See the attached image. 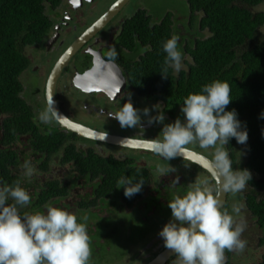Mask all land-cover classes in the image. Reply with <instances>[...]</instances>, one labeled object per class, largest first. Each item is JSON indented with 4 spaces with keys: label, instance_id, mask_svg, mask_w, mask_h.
<instances>
[{
    "label": "flooded vegetation",
    "instance_id": "flooded-vegetation-1",
    "mask_svg": "<svg viewBox=\"0 0 264 264\" xmlns=\"http://www.w3.org/2000/svg\"><path fill=\"white\" fill-rule=\"evenodd\" d=\"M132 1L129 0L98 32L89 37L71 55L58 77L55 95L59 109L70 120L78 124L102 134L107 133L108 135L126 139L151 142L152 139L160 135L163 124H148L147 117L142 112L144 108L150 109L151 116H156L159 114V111H163L165 116L164 124L174 122L177 117L183 121L184 116L181 113V107L171 109L156 98L138 93L128 80L125 63L132 56V53L125 46L124 42L121 41L125 22L138 14L139 11L146 12L145 17L150 15L149 10L137 7V10L132 15L127 16L123 14L119 16L123 9ZM180 1L186 4L185 0ZM116 2L118 0H63L61 5L52 12L53 27L51 32L44 43L32 47L34 48L35 55L29 58L31 65L26 70L27 73L22 76V78L26 79V85H23L24 91L22 97L27 101L24 94L30 88L33 89L32 101L33 106H35L34 111L38 114L35 121L38 122L37 125L41 131L48 133L53 129H60L59 124L55 120L50 123H43L39 120V114L47 106L46 87L52 70L60 58L70 50L73 43L104 17ZM134 3L140 5L148 4V0H139ZM165 6L167 8L164 10V14L157 24L163 23L165 20L170 22L178 31V42H183L185 45L190 40H196L199 37V33H202L203 37H207L206 31H201L200 28L199 32L196 31V25L200 26L202 20L201 11L195 10L192 12L189 10L188 15L185 17L178 15L174 18L170 15L167 18V14L176 13L177 9L169 2ZM258 7L248 8L254 13L264 11V9H259ZM156 8L158 9V7ZM111 47H115L118 52L115 61H112L107 56ZM96 51H100L107 63H114L122 70V79L120 80L118 76L113 74H107L105 78L107 80L104 82L107 85L101 87L98 83L100 80L98 82L91 80L94 87L85 89L80 87L83 86V83L77 79L84 78V74H90L91 68L89 66H91L92 58L87 54L94 57L93 52ZM28 74L37 77L38 86L33 85L32 81L30 82ZM112 77H115V79H112ZM98 89L101 91H98ZM129 100L134 108L141 110V124L132 128H122L114 116L121 106L129 102ZM154 106L159 107V111ZM73 142L79 152H84L86 156L89 151L94 150V152L104 158H113L120 162H133L136 168H141L146 172L147 178H145L141 191L126 200L131 201V206L120 197L122 190H119L116 195L110 197L111 199L108 202L101 201L99 197L96 198L94 186L101 184L103 176L90 180L83 179L77 173L73 163H67L63 160L61 153H42L32 135L18 136L17 140L10 142L7 146L0 145L1 153H3L1 165L5 167V170H0V187L14 186L19 182L20 186L29 193L31 203L20 208L21 214H43L46 213L45 206L52 205L74 213L81 218L84 216L88 218L90 213H94L92 212L93 209L99 206L104 207V210L108 211L107 216L113 209H117L119 215H129L136 212L138 215H142V223H139V221L138 223L142 224L144 229H142V234L136 242L132 243L129 247L128 254L124 257V260L127 259L125 264H153L160 256L168 252L169 249L164 247V242L159 236V232L171 219V209L168 207L169 201L176 196L183 197L187 192L186 189L191 190L192 186L195 187L198 184L203 186L204 181H207L210 194L216 197L217 187L212 177L204 169L195 168L194 164L186 159L175 157L167 161L155 154L154 151L131 149L82 137ZM186 150L203 154L213 160V148L201 149L198 145L193 144L186 146ZM229 158L231 160L230 156ZM25 161H30L36 170L30 179H26L23 176L22 165ZM244 164V156L242 153H239L237 166L234 168L232 164V167L233 169H238L242 166L243 170L245 169ZM185 165L188 166L186 167ZM170 166L175 168L176 171L164 174L158 171L159 168H168ZM7 171L10 172V177L6 176ZM251 176H253L252 173ZM247 186L246 192L252 189L249 182ZM50 188L56 189L58 195L44 201L43 194L44 192L51 191ZM229 193L230 191L227 196L226 208L224 207L225 209L221 210H226L231 214L230 208L228 209L230 202ZM75 196H77L76 201L74 200ZM89 202H92L94 206L88 207L87 203ZM9 203H12V201H9ZM243 203L247 210L245 199ZM126 207H128V210H125ZM238 207L243 211V207L240 204ZM241 210L239 212L241 215L234 217L235 220L238 218V220L243 219ZM247 213L249 219L253 221L259 230V235L254 242L255 250L252 251L249 240H245L249 238V235L242 233L241 239L246 241V247L243 251L225 250L224 264H260L262 262L264 246L261 244L260 238L263 235V231L261 227L259 228L256 225V221L252 219L248 210ZM97 215L101 219H107V216L102 217L99 214ZM90 248L92 253L90 264H94L96 253L100 251L96 249V246ZM107 248L111 249L110 244L107 245ZM100 253L102 260L107 254ZM162 264H178V257L173 253Z\"/></svg>",
    "mask_w": 264,
    "mask_h": 264
},
{
    "label": "trees",
    "instance_id": "trees-1",
    "mask_svg": "<svg viewBox=\"0 0 264 264\" xmlns=\"http://www.w3.org/2000/svg\"><path fill=\"white\" fill-rule=\"evenodd\" d=\"M62 1L0 0V145L7 146L18 136L32 135L42 153H61L83 179L103 176L101 184L94 186L96 198L108 202L122 190L120 197L126 201L128 198L118 183L120 178L129 176L145 181L146 172L133 162L104 158L94 150L86 156L73 144L79 137L60 127L48 133L41 131L34 121L38 114L22 97L24 87L20 78L31 65L25 50L44 43L53 27L47 12L55 11ZM185 1L188 10L202 13L196 31L200 28L207 33V37L199 33L196 40L185 45L178 42L185 69L179 73L169 69L168 77L160 73L166 55L162 44L172 35L178 36V31L166 20L152 23L151 15L145 17L147 13L139 11L125 22L121 36L132 53L125 63L128 80L138 93L156 98L171 109L182 107L188 94L199 93L204 85L215 80L230 85L232 100L226 110H236L242 126H246L248 140L242 145L231 138L226 149L234 168L242 153L245 169L253 174L248 181L252 189L244 197L248 212L263 231L260 241L264 246V118L260 117L264 112V11L254 13L248 8H264V0ZM2 158L0 149V170H5ZM6 176L10 177L9 171ZM50 189L44 192V201L58 195L56 189ZM126 202L132 205L131 201ZM87 204L94 206L92 202ZM260 264H264V254Z\"/></svg>",
    "mask_w": 264,
    "mask_h": 264
},
{
    "label": "clouds",
    "instance_id": "clouds-1",
    "mask_svg": "<svg viewBox=\"0 0 264 264\" xmlns=\"http://www.w3.org/2000/svg\"><path fill=\"white\" fill-rule=\"evenodd\" d=\"M178 40L177 35H172L162 44L166 55L160 73L164 77H168L169 69L179 73L184 68ZM107 56L115 61L116 48L111 47ZM230 93L227 82L215 80L204 85L199 93L188 94L181 107L183 121L177 117L174 122L164 124L165 116L157 106H154L159 111L156 116H151L148 108L142 112L148 124H163L160 135L151 140L155 154L169 161L177 156L184 157L188 145L213 148L214 175L224 192L235 194L245 189L251 173L246 169H233L225 150L231 138L242 145L248 140L246 126H242L236 110H226L232 100ZM60 117L52 99L39 114L43 123ZM260 117L264 118V112ZM114 118L122 128L136 127L141 124V110L134 108L129 100ZM64 122L67 123L66 118ZM22 168L26 179L36 171L30 161H25ZM158 171L164 174L176 169L170 166ZM118 183L124 189V196L131 198L141 191L145 182L124 176ZM30 203L29 193L19 182L0 187V264H90L88 218L52 205H46L43 214H21L20 208ZM168 207L171 219L162 227L159 236L164 247L178 257V264H224L225 250L243 251L246 247V241L241 239L245 224L237 223L233 215L220 209V202L210 194L207 181L203 186L198 184L191 188L183 197L176 196L168 202ZM232 212L239 214L240 208L233 206Z\"/></svg>",
    "mask_w": 264,
    "mask_h": 264
},
{
    "label": "rangeland",
    "instance_id": "rangeland-1",
    "mask_svg": "<svg viewBox=\"0 0 264 264\" xmlns=\"http://www.w3.org/2000/svg\"><path fill=\"white\" fill-rule=\"evenodd\" d=\"M139 0H133L130 4H128L123 11L119 14L120 15H132L138 8H145L149 10L150 15H152V23H158L159 20L162 18L164 14V10L167 8L165 5L169 2L173 7L177 9V12L172 13V17L176 18L175 16L181 15L183 17L188 15V7L187 5L180 0H148V4H135L134 2H137ZM134 3V4H133ZM157 5V6H156ZM158 7V9L156 8ZM264 9V8H260ZM49 16L53 15L52 12H47ZM118 16V17H119ZM117 17V18H118ZM183 22V21H182ZM26 55L31 58L35 55L34 48L29 47L25 50ZM25 71L23 73L26 74ZM22 75V76H23ZM20 78L22 84L26 85V79ZM27 76V75H25ZM28 78L30 82L33 85L38 86V79L36 76H31V74H28ZM33 89L30 88L26 94H24L25 99L28 101V103L33 107L35 110V106H33ZM32 93V94H31ZM35 121V120H34ZM225 150L226 146H225ZM228 152V151H227ZM155 176V175H154ZM247 185L244 190H242L239 193H229L230 196V202L228 209L230 208V213L234 217L240 216L241 214H235L232 212L233 206H240L243 207V219L238 220L236 219L237 223H244L245 229L244 232L246 235H249V238L245 240H249L250 248L251 250L254 249V242L256 240V237L259 235V230L254 225L253 221L249 219L246 207L243 203V200L245 199L244 195L246 193ZM193 188V186H192ZM190 189H186V191H189ZM80 192V191H78ZM74 200H77V196L74 197ZM231 205V206H230ZM125 210H128V207L125 208ZM94 213H90L87 219V232L90 239V247L96 246V249L100 252L106 253L107 255L104 257V259L101 260V253L97 252L96 257L94 260L95 263H102V264H125L127 259L124 260V257L128 254L129 247L131 244L136 242V240L139 238V236L142 234V229H144V226L142 224L141 219L142 215H138V213H131L129 215H119L117 213V209H113L111 213L108 214V211L104 210V207H96L93 209ZM99 214L102 217H106L107 219H101L98 217ZM109 217V218H108ZM112 217V218H111ZM114 218V219H113ZM117 222H116V221ZM139 221V223H138ZM129 233V234H127ZM100 240V241H98ZM111 246V249L107 248V245ZM133 252V251H132ZM124 260V261H123Z\"/></svg>",
    "mask_w": 264,
    "mask_h": 264
},
{
    "label": "water",
    "instance_id": "water-1",
    "mask_svg": "<svg viewBox=\"0 0 264 264\" xmlns=\"http://www.w3.org/2000/svg\"><path fill=\"white\" fill-rule=\"evenodd\" d=\"M129 0H118L111 9L102 17L98 22H96L92 27L89 28L75 43H73L70 50L57 62L56 66L51 72V75L49 76L47 87H46V100L47 103L52 99L53 106L57 110L58 114L61 116L59 120H55L59 127L65 131H69L71 133L77 134L79 137L91 139V140H98L100 142L112 144V145H119L126 148L131 149H143V150H150L154 151L152 147V143L148 141H139V140H131L126 139L122 137L112 136L108 134H102L96 131H93L81 124H78L72 120H70L58 107V104L56 102V84L58 77L68 61L70 59L71 55H73L76 50H78L84 42L88 40L89 37L93 36L96 32H98L104 24H106ZM92 58L91 72L90 74L86 75L84 74V78H78L81 83H83V86H80L82 88L88 89L94 87L92 84L93 81L91 80H100L98 83L99 85L104 86L107 85L104 83L107 79V74H113L115 76H118L119 79H122V70L116 66L114 63H107L106 60L103 59L102 54L100 51L93 52V55L87 54ZM90 91V90H89ZM98 91H101L98 89ZM65 118L67 119V123L64 122ZM103 137V139H102ZM183 159H186L193 164L201 167L204 169L214 180L216 187H217V194L216 198H218L220 202V209L224 208L227 202V196L228 192H224L222 188L220 187V181L219 179L214 175V167L213 162L208 157L204 156L203 154H199L197 152L191 151V150H185L184 157L183 156H177ZM174 252L172 250H168L165 254L160 256L153 264H162L165 260L169 259L170 256Z\"/></svg>",
    "mask_w": 264,
    "mask_h": 264
}]
</instances>
